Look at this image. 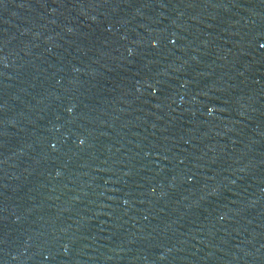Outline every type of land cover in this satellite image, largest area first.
Returning a JSON list of instances; mask_svg holds the SVG:
<instances>
[{
    "label": "water",
    "instance_id": "obj_1",
    "mask_svg": "<svg viewBox=\"0 0 264 264\" xmlns=\"http://www.w3.org/2000/svg\"><path fill=\"white\" fill-rule=\"evenodd\" d=\"M0 264H264V0H0Z\"/></svg>",
    "mask_w": 264,
    "mask_h": 264
}]
</instances>
